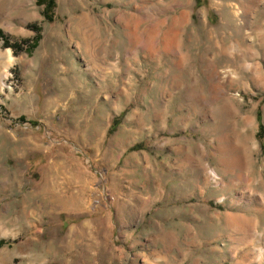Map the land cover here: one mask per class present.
<instances>
[{"label":"rangeland","instance_id":"1","mask_svg":"<svg viewBox=\"0 0 264 264\" xmlns=\"http://www.w3.org/2000/svg\"><path fill=\"white\" fill-rule=\"evenodd\" d=\"M197 2L0 0V264H264V0Z\"/></svg>","mask_w":264,"mask_h":264},{"label":"trees","instance_id":"2","mask_svg":"<svg viewBox=\"0 0 264 264\" xmlns=\"http://www.w3.org/2000/svg\"><path fill=\"white\" fill-rule=\"evenodd\" d=\"M198 5L202 6V0H197ZM38 3L40 5L45 6L44 10V18L46 21L52 23L56 20V8H57V3L56 0H38ZM30 29H32L34 32L37 33V37L33 40H24L22 42H15L12 43L11 41L7 40L4 38V36H1L2 39L5 40L4 46L7 49H11L14 53V55H20L22 53H27L29 55L33 54V52L38 48L39 43H40V32L41 28L37 25H31ZM24 119H20V121H23ZM122 119H115L112 128L110 130V134L114 133L117 128L119 127ZM36 124V123H35ZM264 132V126L261 124L260 125V133ZM140 147L136 146L132 150H138Z\"/></svg>","mask_w":264,"mask_h":264},{"label":"bare ground","instance_id":"3","mask_svg":"<svg viewBox=\"0 0 264 264\" xmlns=\"http://www.w3.org/2000/svg\"><path fill=\"white\" fill-rule=\"evenodd\" d=\"M253 148H254V147H253ZM253 148H252V150H254ZM215 175H218V174L215 172ZM251 193H252V192H251ZM258 195H259V194H257V196L254 195V194H253V195L251 194V195H250V198H251V199H256V200H258V202H260L262 205H264V197L261 196V195H260V196H258Z\"/></svg>","mask_w":264,"mask_h":264}]
</instances>
